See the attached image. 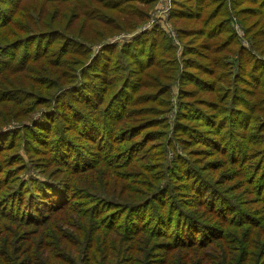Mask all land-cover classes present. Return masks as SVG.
Returning <instances> with one entry per match:
<instances>
[{
    "label": "trees",
    "instance_id": "1",
    "mask_svg": "<svg viewBox=\"0 0 264 264\" xmlns=\"http://www.w3.org/2000/svg\"><path fill=\"white\" fill-rule=\"evenodd\" d=\"M70 1L75 3V0ZM92 1L104 7L108 5L110 9L119 14H123L127 4L134 2V0H79L76 5H72L70 9L71 22L80 15L83 16L82 26L84 32L91 31L96 37L99 36L100 25H98V28L93 26L92 19L98 18L97 20L102 24H105L104 21H106L113 26L115 21H109L114 17L99 11L95 6L91 7L90 3ZM139 1L147 5V9L144 8L141 11L143 15L145 13L146 17L148 7L153 5L154 0ZM220 2L221 0H171V20L177 25L181 24L178 30L183 34L195 31L185 29L183 26L187 23H200V29L196 33L208 39L206 44L200 45L205 50L216 48L215 54L229 50L238 52L239 48L235 47V39L233 36L230 37L231 33L226 29L225 24L222 22L219 23L220 27L215 26V17L220 12H224L223 6L216 7L210 15H203V9L207 3H209L208 6L215 7ZM76 6L84 10L79 12L80 15H75ZM94 10H97L95 14ZM141 12L139 13L140 17ZM140 19H134V24L140 22ZM12 24L10 17H0V37L2 36L0 45L5 44V46H0V71H4L3 74L10 73L6 70L29 71L33 67L28 65L29 62L39 59H43L44 64H46V60H51L50 62H53L54 67H60L63 63L64 68H68L70 71L74 60L70 62L72 59H69V56H77L80 66L88 58L89 50L79 44L78 39L80 38L72 37L65 41V33L56 30L53 33L55 34L54 37H52V33H47L45 35L32 34L27 38V35H23L27 30L25 26L19 30H14ZM45 28L48 31L53 30L49 25H45ZM223 33L226 35L223 36ZM40 36L42 38L39 44L32 47V49H24L19 52L20 43L38 40ZM214 41L217 42L215 45L213 44ZM163 44L165 45L166 41L161 36L160 30L153 28L138 34L133 41L125 44L121 49H117L115 45L106 46L105 59L102 61L95 59L83 69L82 81L85 83L92 81V86L89 87L91 92L85 98H78L83 102L92 104L94 107H99L101 115H98L95 119L98 123H93L92 118L87 113L78 124L76 123L77 133L73 136L67 132L68 128H66L75 123L65 117L69 116L70 118V115L68 113L64 115L58 113L57 110H49L48 108L32 125L23 129L26 132L24 140L27 143L29 140H34L31 144L37 148L36 151H45L46 157H50V161H53L52 164L59 162L66 165L62 166L64 169L82 171L95 164V168L99 165L98 167L106 174L108 172V176L111 177V173H114V171L107 167L108 164H111L109 162L111 159L121 164L128 160V163L123 165L126 168L137 169L140 167L141 163L136 162L141 157V153L136 146L138 143L122 145L120 141L122 136L130 134L129 126L131 125L118 129L114 124L121 116V110L133 102L134 94L146 85V82L140 79L130 85L131 80L140 75L142 76L144 69L153 66H155L159 77H161L162 72L159 70L161 67L156 65L154 52L160 50ZM190 48L199 50L193 46ZM14 50L16 53L19 52L16 56H14ZM57 56L63 57L62 61L55 59ZM112 58L122 59L125 64L135 62V65L138 63L140 66L137 67L135 73H130L129 78L127 73L122 72L121 76L118 77L120 80L118 83L114 82V79L105 81L103 77H106L105 73L107 67L111 66L110 60ZM70 63L71 66H69ZM120 64L117 63V65ZM38 68L32 69L35 71L33 77H40L41 74L37 71L42 72L43 67L41 66L39 70ZM252 69H256V73L249 74L246 78V86L254 84L264 86V61L257 59L252 64ZM96 71H102L100 78L96 81L89 79V74H96ZM77 76L75 74L73 77L76 78ZM33 81L34 84H31V86L34 89L25 87L24 90L17 91V96H13L17 99H11L9 105L2 104L0 112L1 109L8 107L12 110H20L24 104L20 103L18 98L23 99L25 91L30 90L31 97L39 96L37 90L50 94V87H46L47 82L42 83L37 79ZM70 83H73V81ZM79 84L78 82L73 83L75 87H72V90L77 89ZM207 84L209 87L210 83ZM58 86L62 87L64 85L59 84ZM78 89L81 90L82 88ZM103 91L108 93L104 96ZM141 103L139 102V104ZM197 105H199L198 101L195 103L180 101V106L183 107V113L187 120H196L200 124L201 132L204 134L209 135L211 131L214 132L215 135L212 138L214 144L213 146L210 145L209 148L214 147L222 152L223 157L234 162L235 166L247 168L248 175L246 178L250 180L251 187H254V200L260 206H264V130L261 129V125H257L256 131L259 130L257 134L256 131L251 133V135H256L259 138L256 144L260 143V147L250 151L249 148L256 144H254L255 139L249 142L246 140L249 135L247 131L243 134L244 128L246 127L247 130L250 122H253V118L248 117L246 108H242V106L234 108L227 105L223 107V112L216 113L213 103H205V107L211 111L201 109ZM37 106H39L38 103L32 105L29 112ZM5 111L9 110L6 109ZM0 122L6 123V120ZM263 122L261 119L260 123ZM217 126H219L218 129H216ZM230 129L234 137L228 141L226 134ZM16 132L18 130H7L5 126L0 125V149L11 144V141H7V138L14 136ZM260 134L261 137H259ZM122 140H125V138ZM15 142L17 144L19 141L15 139ZM16 152V157H6L4 162L0 160L2 164V167H0V242L3 248L8 246L9 243L14 244L13 250L18 246L21 255L15 258L6 250H3L0 252V264H77L78 261L86 262L85 259H87V264H111L112 259L116 258L111 250L115 251L116 249L120 252L123 247L118 249L114 244L115 239H107L108 235L104 238L101 233L96 232L97 227L84 229L82 223L69 221V219H72L70 215L73 214L83 218L96 217L95 222L101 225L100 228L109 230V233L116 236H121L125 242H130V245L126 247L129 257H126L125 261L128 264L139 262L134 252L137 250V242H140V238L142 239L144 235L148 238L159 237L166 240L163 244L169 258L164 262L161 261V264L172 263L170 257H172L174 250H187L186 264H192L194 257L202 260L200 261L201 264L206 263V259L217 261L218 255L209 253L213 251L218 252L222 257L217 264H227V259L230 260L229 256L232 251L229 248V241L234 244L238 240L229 237L224 227L217 228L215 222L203 219L199 215H193L185 210V206L179 203L177 195L168 186L165 191L169 201L167 208L163 207V202L152 204V206L148 205L151 201L145 200L152 198L159 187L158 179L160 177H157L155 173L145 174L146 177H154L153 181L147 185V190L142 193L143 197H146L145 199L132 202L105 195L104 198H91L92 202L88 205L85 203L90 199V196L85 190H81V188L73 189L56 175L51 174L50 171L43 172V169L33 161L40 156L26 154V157H23L19 154V150ZM147 158L153 160L154 157ZM187 162L192 165L194 173L193 179L189 180H195L196 185H198L199 181L205 179V173L194 167L189 160ZM162 163L163 160L157 167L161 168ZM55 168L59 167H52V169ZM30 169L33 170L32 173ZM123 174L119 176L117 181L113 179L112 184L116 182L118 186L125 185L126 188L133 189L130 186L133 180L132 177H126L127 175ZM206 185L205 190L199 194L200 196H197L199 207L208 209L209 213L219 217L224 226L230 222L236 227L245 226L244 223L247 221L248 215L249 218L254 217L251 211L241 208L236 200L225 195L219 188L215 187L214 183H207ZM198 189V187L193 186L192 193L190 192L188 196L195 195L196 191H200ZM107 190L109 191L108 188ZM162 191L160 190V192ZM202 195L207 196L205 202L202 201L204 198ZM260 219L254 220L260 221ZM8 222L12 224L14 229L6 227ZM66 227H70L71 230L76 229L68 231ZM115 230L119 231L120 234ZM101 235L104 239L100 238ZM258 240L259 244L256 251H251L248 247L241 256H236L242 264L244 262L253 263L256 260H258L257 264H264V231ZM146 249H143L144 253H147ZM138 252L142 254V250H138ZM99 255L102 258H99ZM83 256H87V258H83ZM204 256L206 259H204Z\"/></svg>",
    "mask_w": 264,
    "mask_h": 264
},
{
    "label": "rangeland",
    "instance_id": "2",
    "mask_svg": "<svg viewBox=\"0 0 264 264\" xmlns=\"http://www.w3.org/2000/svg\"><path fill=\"white\" fill-rule=\"evenodd\" d=\"M78 1L75 0L74 3L70 0H0V17H10L13 22L12 29L14 28V30H19L25 26L27 30L23 35H27V38L32 34L45 35L47 33H52L51 35L54 37L55 30L62 31L66 35L65 41L72 37L80 38L78 39L79 44L89 50L88 58L81 66L80 63L78 64L77 56H69V59H72L70 62L74 60L70 71L68 68H64L63 63L60 67H54L53 62H50L51 60H46L47 62L44 64L43 59L34 62L31 60L28 64L31 67L33 66L32 69L38 68L39 64L40 67H43L42 72L37 71L41 74L40 77H33L35 71L32 69L23 72L6 70L10 72L9 74H3L4 71H0V108L2 104L9 105L11 99H17L13 97L17 96V91L24 90L25 87L34 89L31 86V84H34V79L40 80L42 83L47 82L46 87H50V94L37 90L36 92L39 95L37 97H31L30 90L23 91L24 98H18V101L24 104L20 110H12L9 107L1 109L0 121L6 120V123L0 122V125L5 126L7 130H18V132L7 138V141H11V144L0 149V157H2L0 160L4 162L6 157H16L17 150L20 151L19 154L23 157H26V154L40 156L33 161L43 169V172L50 171L51 174L56 175L73 189L81 188V190H85L90 196V199L85 203L88 205L92 202L91 198H104L105 195L132 202L145 199L146 197H143L142 193L147 190V185L154 178L146 177L145 174L155 173L157 177H160L159 179L155 177L159 181V187L152 198L145 200L151 201L148 205L152 206V204L163 202V207L167 208L169 201L165 191L168 186L177 195L179 203L185 206V210L193 215H199L203 219L215 222L217 228L224 227L229 237L238 240L234 244L229 241V248L232 252L229 256L230 260L227 259V264H242L236 256H241L248 247L251 251H256L258 247V239L264 231V206H260L254 200V187H251L250 180L246 178L248 175L247 168L235 166L234 162L223 157L222 152L214 147L209 148L210 145L213 146L214 144V140L212 141L215 135L214 132L211 131L209 135L204 134L201 132L200 124L196 120H187L183 113V107L180 106V101H192V103L198 101L199 105L197 107L201 109H207L205 103H213L216 113L223 112V107L227 105L234 108L238 106L246 108L248 117H252L253 122H250L247 130L246 127L244 128L243 134L245 131L249 133L246 137L248 142L253 139H255L254 144L258 142L259 138L256 135H251V133H255L257 125H261V129L264 130V122L260 123L261 119L264 121V95H261L264 94V86L254 84L247 87L246 78L250 73H256V69H252V64L257 59L264 61V0H221L215 7L208 6L209 3L206 4L203 15H210L216 7L223 6L224 12H220L215 17V26L220 27L219 23L223 22L227 27L226 29L231 33L230 37L233 36L235 39V47L239 48L238 52L229 50L217 54L214 52L216 48L205 50L200 46L208 41L205 36L196 33L200 29V23H187L183 27L195 31L183 34L178 30L181 24L177 25L171 20V7L167 13L160 14L158 9L164 5L163 0H154L153 5L148 7L146 17L145 13L143 15L141 11L144 8L147 9V5L142 4L139 0L127 4L123 14L113 11L108 5L104 7L92 1L90 3L91 7L95 6L99 11L114 17L109 21H115L113 26L106 21H104L105 24H102L97 20L98 18L92 19L93 26L98 28V25H100L98 37L92 34L91 31L84 32L82 26L84 17L79 14V12L84 11L82 8H77V6L76 9L74 8L75 15L80 16L71 22L70 9ZM96 11L94 10V14ZM140 12L141 17L139 16ZM134 19H140V22L134 24ZM45 25L51 26L53 30L48 31ZM153 28L159 29L161 36L166 41V44H163L160 50L154 52L156 65L161 67L159 69L162 72L161 77H159L155 66H153L144 69L142 76L132 79L130 85H133V82L137 79L145 81L146 85L134 94L133 102L121 110L122 114L114 124L118 129L131 125L129 126L130 134L122 136L120 141L122 145L138 143L136 146L141 153V157L136 162L141 163L140 167L137 169L126 168L123 165L128 163V160L121 164L111 159L109 161L111 164L107 166L114 171V173H111V177L108 176V172L106 174L102 171L98 167L99 165L95 168V164L82 171L64 169L62 166L66 165L59 162L52 164L53 161H50V157H46L45 151H36L37 148L31 144L34 140H29L28 143L24 140L26 132L23 129L32 125L48 108L49 110H57L58 113L64 115L66 113L70 115V118L69 116L65 117L75 123L66 128H68L67 132L73 136L77 133L76 123L78 124L87 113L92 118L93 123H98L95 119L98 115H101L99 107H94L92 104L78 99L87 97L88 93L91 92L89 87L92 86V81L89 83L82 81L83 69L95 59H98V61L104 60L106 46L115 45L117 49H121L125 44L133 41L138 34ZM225 35L223 33V36ZM41 38L42 36L38 40L20 43L19 52L24 49H32V47L39 44ZM215 43L217 42L214 41L213 44L215 45ZM0 46H5V44ZM192 46L199 50L190 48ZM19 52L16 53L14 50V56ZM55 59L62 61L63 57L57 56ZM110 62L111 66L107 67L106 77L103 78L105 81L114 79L116 83L120 82L118 77L121 76L122 72L127 73L129 78L130 73H135L137 67L140 66L138 63L135 65V62L125 64L122 59L116 60L115 58H112ZM120 62L122 63L120 64ZM117 63L120 65H117ZM69 66H71V63ZM113 66L115 68L112 69ZM95 73L89 74V79L98 80L102 71H96ZM75 74L78 75L76 78L73 77ZM71 81L80 83V86L78 85L77 89L72 90V87L75 86L70 83ZM207 83H210L209 87ZM56 84L64 86L57 85L53 89ZM78 88L82 89L79 90ZM107 93L103 91L104 96ZM185 96L186 98H184ZM246 101H248L247 105L245 104ZM139 102L142 103L139 104ZM37 103L39 106L29 112L31 106ZM6 109L9 111L6 112ZM207 110L211 111L210 109ZM29 117L31 118L28 119ZM231 129L226 134L228 141L234 137ZM258 131H256V134ZM251 136L253 137L251 138ZM259 137H261V134ZM124 138L125 140H122ZM15 139L19 141L17 144ZM257 147H260V143L251 146L249 150H255ZM147 157L154 158L152 160ZM161 160H163V163L160 168L157 165ZM188 160L194 167L205 173V179L199 181L198 185H196L195 180H189L193 179L194 173L192 165L187 162ZM53 166L59 168L52 169ZM0 167H2L1 162ZM32 171L30 169L31 173ZM122 173L125 176L127 175L126 177H132L133 180L130 186L133 189L126 188L125 185L118 186L116 182L112 184L113 179L117 181ZM123 183L125 184V182ZM207 183H214L215 187L219 188L225 195L236 200L241 208L251 211L254 217L249 218L248 215L247 221L244 223L245 226L236 227L232 222L224 226L219 217L209 213L208 209L199 207L197 202V196H200L199 194L205 190ZM193 186L198 187L200 191H196L195 195L188 196ZM160 190L163 191L160 192ZM202 197H204L202 201L205 202L207 196L202 195ZM70 216L72 219H69V221L82 223L84 229L97 227L96 232L101 233L104 238L108 235L107 239H115L114 244L118 249L123 247V250L120 252L116 249L115 251L111 250L116 255L111 264H128L125 261L126 257H129L126 247L130 245V242H125L121 236H116L109 233V230L100 228L101 225L95 222L96 217L83 218L76 214ZM258 218H261L260 221L254 220ZM6 227H12V224L6 223ZM11 229H14V227ZM66 230L72 231L70 227H66ZM115 231L119 233V231ZM102 235L100 238L104 239ZM164 242L166 240L159 237L148 238L145 235L142 236L140 242H137V250L134 252L139 260V262L136 261L137 264H161V261L167 260L169 257L166 254ZM13 247L14 244L9 243L8 246L3 248L0 242V252L6 250L13 257L18 258L21 251L18 246L14 250ZM144 248H147V253L143 252ZM138 250H142V254ZM209 253H216L218 259L217 261H211L204 256L207 261L204 264H217L221 261L222 257L218 252ZM187 254V250H174L172 257H170L171 264H186ZM100 256L99 258H102ZM83 258H87V256H83ZM85 260L87 262V259ZM200 261L202 260L194 257L192 264H201ZM78 262L77 264H87L84 261ZM257 262L258 260L253 263L244 262V264H257Z\"/></svg>",
    "mask_w": 264,
    "mask_h": 264
},
{
    "label": "built area",
    "instance_id": "3",
    "mask_svg": "<svg viewBox=\"0 0 264 264\" xmlns=\"http://www.w3.org/2000/svg\"><path fill=\"white\" fill-rule=\"evenodd\" d=\"M164 1V5L161 6V8L158 9V11L160 12V14H165L168 12V10H170L169 8L171 7L170 3L171 0H163ZM166 3V4H165Z\"/></svg>",
    "mask_w": 264,
    "mask_h": 264
}]
</instances>
